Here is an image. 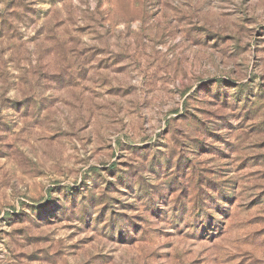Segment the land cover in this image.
Returning <instances> with one entry per match:
<instances>
[{
  "label": "rangeland",
  "instance_id": "obj_1",
  "mask_svg": "<svg viewBox=\"0 0 264 264\" xmlns=\"http://www.w3.org/2000/svg\"><path fill=\"white\" fill-rule=\"evenodd\" d=\"M0 264H264V0H0Z\"/></svg>",
  "mask_w": 264,
  "mask_h": 264
}]
</instances>
